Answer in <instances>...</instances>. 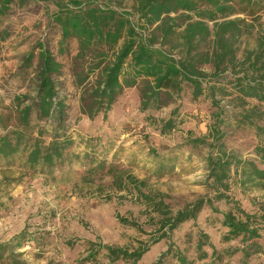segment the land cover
<instances>
[{
  "label": "trees",
  "instance_id": "16d2710c",
  "mask_svg": "<svg viewBox=\"0 0 264 264\" xmlns=\"http://www.w3.org/2000/svg\"><path fill=\"white\" fill-rule=\"evenodd\" d=\"M28 1L0 0V16ZM144 1L150 24L113 0H56L51 18L60 29L59 46L77 42L72 84L80 94L81 114L92 120L101 113L106 120L124 91L136 87L140 111L158 109L167 86L169 57L152 51L151 37L158 35L161 45L175 52L179 85L189 90L188 100L194 105L191 117L206 129L196 137L193 130L187 132L189 146L206 151L205 194L175 212L165 202V193L148 185L146 179L115 165L105 172V163L100 162L89 170L93 177L100 181L110 177L107 187L130 194L144 205L155 228L148 233L150 242L138 241L133 249L88 241L85 261H97L104 255L108 264L121 260L138 264L152 245L166 241L167 250L153 264H165L169 257H175L177 264H224L238 254L242 264H248L264 249V0ZM152 23H157L155 28ZM38 48L35 96L27 102L28 95H18L7 106L0 97V158L24 151L27 167H53L65 161L75 140L65 132L70 128L69 114L55 80L63 66L44 43ZM34 57V52L27 56L28 67ZM241 131L252 132L257 139L246 152L228 146ZM86 183L95 184V178ZM250 192L261 196L252 198L248 211L239 196ZM205 210L211 211L207 218L211 224L213 215L218 217L221 246L198 225ZM117 218L144 232L135 220L119 214ZM187 222L197 228L194 258L173 241L174 232ZM23 237L0 242V264H26L23 253L17 252Z\"/></svg>",
  "mask_w": 264,
  "mask_h": 264
},
{
  "label": "rangeland",
  "instance_id": "374dc122",
  "mask_svg": "<svg viewBox=\"0 0 264 264\" xmlns=\"http://www.w3.org/2000/svg\"><path fill=\"white\" fill-rule=\"evenodd\" d=\"M53 2L56 0H29L23 6L15 4L8 14L0 16V97L6 106L18 95H28L24 100L31 101L36 90L38 45L44 43L63 66L55 80L69 114L70 128L65 132L73 136L75 143L67 150L65 161L53 167H27L24 151L0 158V170H5L0 172V242H12L24 234L17 252L23 253L26 264H108L104 255L97 261H85L88 241L133 249L138 241L150 242L148 233L154 231L155 225L144 205L130 194L113 192L107 187L110 177L100 181L89 170L104 162L105 172L110 165H115L139 179H146L148 185L165 193V202L176 212L205 194L206 151L191 148L187 132L193 130L196 137L206 129L191 117L194 105L188 100L189 90L179 85L177 55L162 46L156 34L151 37L152 51L169 57L167 86L159 108L141 112L136 87L124 91L106 120L103 113L93 120L82 115L80 94L72 84V62L78 45L70 40L60 48V29L51 18L56 11ZM113 2L133 10L141 22L151 23L144 0ZM156 24L150 26L155 28ZM30 52L35 53L32 67L26 62ZM50 134L51 131L46 133L47 138ZM230 142L229 147L239 143L240 149L246 152L254 147L257 139L252 132L241 131ZM90 178H95V184L86 183ZM108 194L112 195L111 200L107 199ZM260 196L258 192H250L239 197L246 210L251 211L252 198L257 200ZM210 213L205 210L198 225L210 232L214 242L221 246L222 228L217 215L210 219L212 224L208 222ZM118 214L135 220L144 232L120 223ZM196 232L194 223L187 222L173 235L174 243L191 258L195 257ZM167 246L166 241L152 245L138 264H153ZM115 264L129 263L121 260ZM165 264H177V260L169 257ZM224 264H242V255L225 259ZM248 264H264V249Z\"/></svg>",
  "mask_w": 264,
  "mask_h": 264
},
{
  "label": "crops",
  "instance_id": "0c3cea01",
  "mask_svg": "<svg viewBox=\"0 0 264 264\" xmlns=\"http://www.w3.org/2000/svg\"><path fill=\"white\" fill-rule=\"evenodd\" d=\"M234 147H236V148H238V149H240V148H241V146H240V144H239V143H237V146H234Z\"/></svg>",
  "mask_w": 264,
  "mask_h": 264
}]
</instances>
